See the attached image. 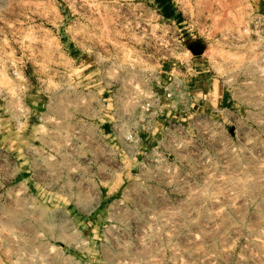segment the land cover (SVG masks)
<instances>
[{
    "label": "rangeland",
    "instance_id": "374dc122",
    "mask_svg": "<svg viewBox=\"0 0 264 264\" xmlns=\"http://www.w3.org/2000/svg\"><path fill=\"white\" fill-rule=\"evenodd\" d=\"M0 264H264V0H0Z\"/></svg>",
    "mask_w": 264,
    "mask_h": 264
}]
</instances>
